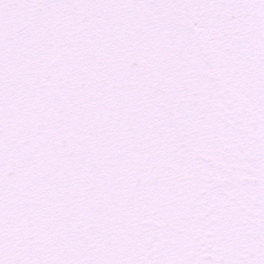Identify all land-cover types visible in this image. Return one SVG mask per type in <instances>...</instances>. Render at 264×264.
<instances>
[{
	"label": "snow or ice",
	"instance_id": "obj_1",
	"mask_svg": "<svg viewBox=\"0 0 264 264\" xmlns=\"http://www.w3.org/2000/svg\"><path fill=\"white\" fill-rule=\"evenodd\" d=\"M0 264H264V0H0Z\"/></svg>",
	"mask_w": 264,
	"mask_h": 264
}]
</instances>
